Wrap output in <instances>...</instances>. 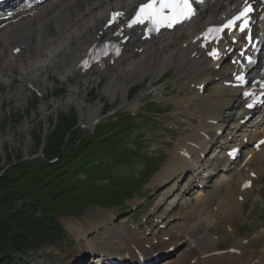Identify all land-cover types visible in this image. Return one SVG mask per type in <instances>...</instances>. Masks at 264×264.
I'll use <instances>...</instances> for the list:
<instances>
[{
  "label": "bare ground",
  "instance_id": "obj_1",
  "mask_svg": "<svg viewBox=\"0 0 264 264\" xmlns=\"http://www.w3.org/2000/svg\"><path fill=\"white\" fill-rule=\"evenodd\" d=\"M33 1L35 0H6L4 4H0V8H2L0 9V75L4 74L7 66L9 69H16L19 66L16 65L17 62L20 63V66L21 64L27 66L24 67V74L27 77L24 79L23 87L28 86L37 89L43 72L48 71L49 68L54 74L67 73L68 80H70V76L86 75L91 71L80 74L82 71L78 64L87 54L90 46L94 43L101 44L104 40L110 44L116 41L123 45L122 40L126 36L129 39L124 43V50L120 54H109L90 70H93V73L100 77L113 75L114 78L103 86L104 92L112 98L117 97L118 93L121 92L123 94L122 106L129 107L132 111L139 109L142 94L137 96V99L135 98L134 103L132 100H128L129 84H126V79L138 72L142 73V78L149 75L155 78L174 67L178 79H193L200 81V83H204L203 81L211 77L223 79L216 85V93L212 95L200 96L199 93H195L191 89L190 93L187 92V95H181L178 98V101L185 103L186 109L192 101L200 99L205 117L203 124L199 126V130L194 133L199 138L196 145L191 149H185L183 153L179 151L174 153L153 180L154 186L151 185L152 188L165 186L167 188L165 196L168 195L170 199L172 197L168 207L172 206L182 196V191L191 185L193 175L197 172L198 165L202 161L201 153L212 144L211 139H209L210 132L213 131L212 129L216 131L226 125L228 119L224 118V114L229 113L226 118H233L232 125L237 128L241 126L239 120L245 117L239 115L241 108L236 107L241 97L239 93L241 87H244L243 84L238 83L241 87L227 86L226 83L230 80V75L218 66L220 61L229 63L230 58L224 52L221 55H209L212 47L222 46L223 41L216 43V39H213L212 35L208 37L203 35L208 28L220 24L221 20L206 19L193 29L194 35L190 41L176 45L177 42L170 40L169 37L173 33L149 32L151 38L146 40L145 33L148 31L143 26L139 28L128 27V21L127 25L119 24L113 27H105V21H103L105 17L102 13L99 14L103 8H106L107 5H110L111 10L113 7H117L127 17L129 13L136 10L141 0H47L40 6L31 4ZM242 3L243 0H210L209 5L206 6V2L200 5L196 16L190 22L183 23L179 28L182 30L183 27L195 20H201L213 11L223 9L221 12L223 14L228 7L234 5L227 11L228 14L233 13L241 7ZM262 4L264 1L261 2V6L257 5L251 27L252 34L257 40L254 41L253 39V41L245 43L250 50L256 45V49H253V51H257L254 63L248 64L246 68L260 77V79L257 78L259 85L262 81L264 84V19H261L264 17V6L262 7ZM2 11L3 13H1ZM9 12L13 14L14 19L4 20L3 17ZM116 31L119 34L123 33L124 37L121 38L119 34L115 36ZM85 35L86 37H84ZM108 35L114 41L109 39ZM161 35H163L162 38H160ZM196 37H198L197 40ZM75 39L78 40L77 44L74 42ZM15 48L20 49L18 54H15ZM139 50L143 52L142 55L135 53ZM126 56L131 58L135 56L136 61L122 71L120 70L121 72L112 74L116 64L120 63ZM258 58H261L260 62H258ZM251 79L249 78L250 82ZM1 80L0 86L3 84ZM184 85L185 83L182 82L181 89H184ZM23 87L20 90L10 91L11 99L15 97L17 91L20 92L15 99L21 105H23L26 95V88ZM74 93L67 104L70 105L73 101L78 103L82 124H85L83 121L89 118L92 123H95L99 107L87 104L88 89L86 87L77 88ZM3 103L4 96L0 94V117ZM262 112V114L259 112L253 121L241 127L234 139L237 146L246 144L247 147L245 146L243 151L250 146L244 152L247 155H244L239 164L233 166L226 162L225 153L217 159L220 162V169L216 172L218 176H214L215 170H213L205 188L194 191L196 203L191 209L185 206V211L178 213L176 217L183 219L184 215V219L181 226L173 225L170 231L166 233L165 236L170 237L169 240L161 239L156 243H149L145 240L146 234H138L135 226L132 225L126 227L123 224L122 227L114 229L108 227L109 225L105 221L95 224L90 221L89 228L73 224V227L79 232L80 238L83 239H86L93 229L98 232L97 240L87 239V249L105 251L104 253L110 252L111 256L118 254L120 260L125 258L127 254V252L121 253L122 250H118L122 246L121 243L124 242L126 244L125 250L130 251L136 243L138 245L135 247L136 250L146 252L148 255H152L154 252H162L161 254L164 255L161 256H166L164 259L161 258L159 262L152 260L154 262H149V264H264V226L259 227L249 236L250 238H245L247 242L244 241L245 239L235 242L231 247L234 249L233 252L230 250L225 254H214L218 250L220 240H226L236 230L235 218L238 217L246 199L254 188L255 179L251 173H256L257 178L263 174L264 148L262 150L260 148L261 151L258 154L259 151H256L254 145L264 137V123L260 122L264 118V111ZM235 114L238 115L235 116L236 118L234 117ZM214 119L218 120L217 124L210 122ZM246 138L248 139L246 140ZM212 155L215 156L216 153ZM252 164L257 165L253 167ZM186 171H190L188 178L184 177ZM250 179L254 182L251 188H244V183ZM200 183L204 184L205 182L200 181ZM184 198L185 201L190 199L187 195ZM241 198L243 201L240 200ZM100 229L103 231L99 232ZM143 235H145V242L141 241ZM174 247H176L174 251L176 253L170 250ZM168 254L169 256H167ZM81 259L79 258L77 264H81Z\"/></svg>",
  "mask_w": 264,
  "mask_h": 264
},
{
  "label": "rangeland",
  "instance_id": "obj_2",
  "mask_svg": "<svg viewBox=\"0 0 264 264\" xmlns=\"http://www.w3.org/2000/svg\"><path fill=\"white\" fill-rule=\"evenodd\" d=\"M100 13L107 14L103 10ZM219 17L220 13L217 11L210 12L201 20H195L197 23L192 24V28L189 27L190 24L183 27L184 34L182 33V36L190 41L194 35L193 29L202 24V21L208 18L214 21ZM172 35L169 36L170 39ZM172 41L177 42L176 40ZM74 42L77 44L78 40L75 39ZM125 58L131 57L126 56ZM134 61H136L135 56L131 60H121L112 74L121 72ZM16 65H19L16 69H9L7 66L4 74L0 75V80L3 81L0 86V94L4 96L0 117V181L3 182H0V214L5 212L10 215L15 210L20 211L21 206L49 202V196L53 195L54 189L56 187L58 189V186L60 190L68 189V192L71 188L70 193L67 194L71 197H79L78 199L86 204L80 210L69 211L70 208H60L53 211L57 218L56 221L64 233L61 238H57L54 233L48 232L43 243L35 233L38 228L22 231L19 222L13 223L18 226L11 224L14 230L10 235L15 232L11 236H15V234L18 236L8 240L2 237L0 264H70L75 253H80V248L83 249L85 244L87 246V239L97 240L98 232L94 229L86 239L80 238L79 232L73 227V224L89 228L90 221L93 224L101 221L108 224V219H112V214H107L109 217L106 218L102 210L107 207L101 206L116 203L115 199L121 198L123 194L116 192L117 182H112L111 177L108 179L109 183L99 181L108 172L113 173V165L109 164L108 166L107 163L116 161V158L121 163L120 166L115 167L117 178H124L127 174H140L142 178L149 177L145 188L143 184L140 186V179L136 181L126 177L120 182L121 185L126 184L133 188L140 186V190L143 189L144 194H135L123 205L115 208L117 211L116 226L122 227L124 224L128 227V224H137L138 229L141 230L145 229L143 223L146 222L147 226L152 228L151 232L156 229L157 236L162 235L165 227L162 228L161 224L155 226L157 220L152 214L156 206H159L156 210L159 211L158 213L165 211L160 200L165 191L149 193L150 183H153L152 180L155 179L156 174L175 152L174 149L179 138L190 133L188 130L190 124H198L197 120L187 114L188 112L184 111L180 115V111L184 107L180 109L178 102L182 101H178V98L188 92L187 89L183 90L179 86L184 79H178L175 69L171 70L167 78L158 82V78H153L150 75L142 78L141 72L128 77L126 79V84H129L128 100H132L133 102H131L134 103L136 97L142 94L139 109L137 107V111H132L129 107L122 106L123 94L121 92L115 98L104 92L103 86L114 78L111 74L100 77L98 74L90 72L85 76H70V80H68L67 73L54 74L49 68L48 71L43 72L42 79L39 80L38 87L35 89L28 86L23 87L24 79L27 77L24 74V67L27 66H23V64L20 66L18 62ZM22 87L26 88L23 105L17 103L15 99L20 92L17 91L15 97L10 98L11 90H20ZM85 87L89 91L86 99L87 104L99 107L95 123H92L89 118L83 121L85 124H82L78 103L73 101L70 105L67 104V101L75 94L74 90ZM185 87L188 88V85H184ZM214 92L215 85H212L206 95H211ZM190 110L200 113L199 102L191 103ZM133 115L137 116L136 119L133 118ZM171 125H175L177 129ZM47 131L49 132L47 133ZM59 152L62 153L59 154ZM86 152H90L88 156L93 160L92 163L82 167L79 162L75 161L77 159H73L65 164V167L73 168L74 164L77 167L76 174L72 176L68 184L57 183V178L63 177L62 175L56 176V178L53 177L54 174L53 176L49 175L52 172L61 174L60 166L66 158L70 159L75 156L81 159ZM135 160L136 162H134ZM156 165L157 168L150 169V166ZM86 174L87 177L89 176V180H85ZM107 183L108 185H106ZM152 183L151 185L154 186ZM101 184L106 186L102 187ZM7 185L10 186L7 187ZM43 196L45 198L42 200ZM188 196L191 197L188 204V208L191 209L196 203V194L190 192ZM134 200L139 201L135 208H133ZM68 202L70 199L66 201V204ZM177 202L179 206L174 213L184 212L182 199ZM244 204V208L235 218L237 232L224 242L218 243L219 249H228L238 240L249 237L259 227L264 226V171L262 176L257 179L253 192ZM174 213H171L170 216ZM1 218L3 216H0ZM182 218L184 219V215ZM183 219L181 220L183 221ZM169 220L168 218L167 223ZM113 224L110 223L111 226ZM102 231L103 229L99 230V232ZM141 237H143L141 241L145 242V235ZM149 237L152 239V234ZM54 240H57L55 246L47 244ZM79 240L84 241L85 244L80 245ZM121 245L126 246L124 242ZM135 247H138L136 243ZM92 250L90 248L88 252L97 251ZM25 251L27 256L30 255L29 263L26 261L21 263V260L24 259L22 253ZM83 252L84 250L81 251V253ZM78 260L79 258L76 260V264Z\"/></svg>",
  "mask_w": 264,
  "mask_h": 264
},
{
  "label": "snow or ice",
  "instance_id": "obj_3",
  "mask_svg": "<svg viewBox=\"0 0 264 264\" xmlns=\"http://www.w3.org/2000/svg\"><path fill=\"white\" fill-rule=\"evenodd\" d=\"M203 2L204 0H141L135 10V14L128 21L127 26L146 25L148 32H159L161 28L171 29L178 24L191 20L196 15L197 11L193 5L203 4ZM253 10V6L249 3V0H243L241 10L235 16L223 25L208 28L203 35L205 37L212 35L214 39H219L220 34L223 33L225 29H232L238 26L239 31L245 32L247 40L251 42L252 37L248 30L251 24L250 14ZM122 15V12H113L112 21ZM261 19H264V17H261ZM209 55H218V50L213 48L212 51L209 52ZM246 59L248 64L254 63L252 57H247ZM235 79L238 83L245 82V77L242 72L237 74ZM244 95L247 96L249 93L245 92ZM248 107H252V105L249 104ZM260 144H264V140L260 141ZM247 186H249V184L245 185V187Z\"/></svg>",
  "mask_w": 264,
  "mask_h": 264
},
{
  "label": "trees",
  "instance_id": "obj_4",
  "mask_svg": "<svg viewBox=\"0 0 264 264\" xmlns=\"http://www.w3.org/2000/svg\"><path fill=\"white\" fill-rule=\"evenodd\" d=\"M61 153L62 152H59V154ZM86 153L82 155L81 159L78 157L76 158L75 156L70 157V159L66 158L64 163L61 164L60 166L61 174L58 172L57 173L52 172V174H49V175L53 176L54 174L53 176L54 178H56V176L59 177L60 175H62L63 177L57 178L58 184L69 183V180L72 178V176L76 174L77 167L74 164L73 168H69V167H65V164H68L69 161L70 162L73 161V159H77L75 161L79 162L80 166L85 167L87 164H90L93 161L88 156L90 152L87 154ZM9 186L10 185H7V187ZM53 192H54L53 195L49 196V202H46V203L43 202V203H38V204L33 203L31 205L21 206L22 208L20 211L17 212V210H15L10 215H8L5 212H1L0 216L1 217L3 216V218L0 219V243L2 242V237H5V239L8 240L9 238L15 239L18 236L17 234H15V236H11L15 232L10 235V233H12L14 230L12 227L15 225L18 226L17 224H13L16 222H19L21 224L19 225V227H22L21 228L22 231H31V230L38 228L36 233L38 234V236L43 238L45 236L44 235L45 231H43V229L40 230L41 227L45 228V230H56V228H58L56 223L49 225V223L47 224L46 222V221H53L55 219L53 211H56L60 208H64V209L75 208V207H78L80 203L83 202L78 199L79 197H73V196L71 197V195H68L67 193H70V190L69 192L67 191V189L60 190L59 186H58V189L56 187ZM44 198L45 197L43 196V198L41 199L43 200ZM64 199L65 201H63ZM69 199H70V202L66 204V201ZM38 212H39V215H37ZM5 219H8V220L6 221ZM11 224L13 226H11Z\"/></svg>",
  "mask_w": 264,
  "mask_h": 264
}]
</instances>
